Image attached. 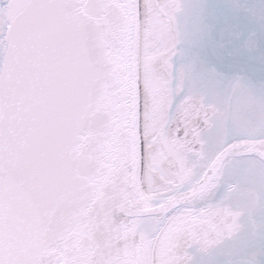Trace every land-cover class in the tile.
<instances>
[{"label":"snow or ice","instance_id":"6c2138e0","mask_svg":"<svg viewBox=\"0 0 264 264\" xmlns=\"http://www.w3.org/2000/svg\"><path fill=\"white\" fill-rule=\"evenodd\" d=\"M0 264H264V14L0 0Z\"/></svg>","mask_w":264,"mask_h":264},{"label":"water","instance_id":"95a60500","mask_svg":"<svg viewBox=\"0 0 264 264\" xmlns=\"http://www.w3.org/2000/svg\"><path fill=\"white\" fill-rule=\"evenodd\" d=\"M188 2L195 4L198 0H188ZM245 2L252 5V10L257 18L264 14V0H245ZM209 51H211V49H209Z\"/></svg>","mask_w":264,"mask_h":264}]
</instances>
